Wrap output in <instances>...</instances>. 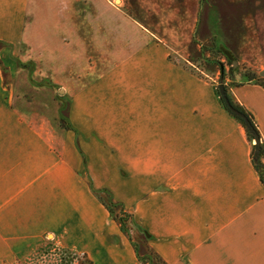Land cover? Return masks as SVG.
Segmentation results:
<instances>
[{
  "label": "crops",
  "instance_id": "0c3cea01",
  "mask_svg": "<svg viewBox=\"0 0 264 264\" xmlns=\"http://www.w3.org/2000/svg\"><path fill=\"white\" fill-rule=\"evenodd\" d=\"M123 1L103 0L115 18ZM210 2L196 33L246 67L227 88L264 144V87L248 81L264 83V0ZM133 24L98 79L84 83L79 66L78 83L50 71L32 83L24 48L90 43L102 0H0V264H24L50 236L93 264H143L102 190L164 264H264V185L243 126L198 50L184 51L192 38L182 49Z\"/></svg>",
  "mask_w": 264,
  "mask_h": 264
},
{
  "label": "rangeland",
  "instance_id": "374dc122",
  "mask_svg": "<svg viewBox=\"0 0 264 264\" xmlns=\"http://www.w3.org/2000/svg\"><path fill=\"white\" fill-rule=\"evenodd\" d=\"M210 1L211 0H124L123 13H116L115 18L112 13L110 14V9L102 0V30L92 27L93 32L91 34L92 39L90 43L85 44V46H79L77 40L72 35L67 34L69 41L68 45L62 47L63 50H58L57 53L51 50L47 53V45L41 47L42 49L35 46L32 48L27 46L24 48L28 55V59L26 57L28 62L25 64H30L26 69V75L22 73L21 76H27V79H31L32 83H39L41 82V77L49 82V78L46 76V73L49 71L50 73L48 74H57L55 77H61V74L64 72L68 75L70 73L72 80L78 83V68L81 66L84 70V75L81 76V79L86 76L83 79L84 83H91L98 79V77L102 75V72L108 69L110 64L112 65L115 63V59L118 56H116L117 50L120 47L119 42L120 40L122 42L125 37V24H127L126 29L130 28L131 30H135V25L133 23L139 21L155 31L158 35L166 37L170 42L178 46L181 41L185 42L192 38L190 47L184 51L188 52L189 49L198 50L193 56L195 58L192 60L195 61V66L201 71L206 69V71L211 72L210 78L213 79L212 82L214 83L216 94L217 91L219 92V87L221 85H224L228 90L227 87L232 83L234 84L235 80L241 79L240 72L244 71L246 67L240 65L238 59L232 53H228L224 48L225 46L219 43V39L216 41L210 39L206 42H201L199 38L201 30L197 35L196 25H198V27L202 25V23H199V4L204 5L206 8H210L212 4ZM214 1L217 0H213V2ZM118 3L119 1H117V4ZM195 18L197 21L196 24L194 23ZM42 40L46 41V36L45 38L43 37ZM197 45L200 48H198ZM180 47L185 49L186 46L183 47L180 45ZM220 47L223 51L221 54L217 51ZM83 53L85 57L81 56ZM233 60L237 62L236 67H234ZM40 73H42V76ZM86 73L90 75L87 76ZM23 78H21V80ZM83 81L81 80V84H83ZM65 112V109H60V114L62 113L65 115ZM251 143L253 147V145H255V140ZM99 195L101 196V193H99ZM102 199L105 204L107 203L109 209L114 210L113 214L109 212L112 219H114V216H117L116 218H123L124 227L121 230L124 232L122 234L126 236V239L123 238V241L126 243L128 240L135 248L138 260L140 261L141 259V263L144 260L146 264H162L152 252L147 250L145 237L134 227V223L130 220V214L125 211L123 212L121 206L117 205L112 200L108 192H102ZM51 239L52 236L48 237V239H46V246L44 245L42 248H39L24 264H65L67 261L65 259L67 253L63 252L61 247L54 248ZM112 241L118 245L122 243L121 239L118 237H113ZM149 257L153 258V260L147 259ZM74 264H78V261L74 260Z\"/></svg>",
  "mask_w": 264,
  "mask_h": 264
},
{
  "label": "trees",
  "instance_id": "16d2710c",
  "mask_svg": "<svg viewBox=\"0 0 264 264\" xmlns=\"http://www.w3.org/2000/svg\"><path fill=\"white\" fill-rule=\"evenodd\" d=\"M218 53H223L222 48L220 47L219 49H217ZM248 81H255L256 84L261 85L262 87H264V83L260 82L256 77H251L248 78ZM227 90V89H226ZM218 97H219V101L220 104L222 105V107L230 114V116L234 117L238 122H240V124L243 126L246 135L248 137V140L250 142H253L255 140V135L258 134L260 136L261 139V135H260V131L257 125V122L254 118V116L248 112L244 107H242L241 105H239L238 103H236L231 95L229 94L228 90H227V94L228 97L232 103V105L237 108L238 110H240L241 112H243L244 114H246V116L248 117V120L250 123H247L245 120H243L242 118L236 116L235 114H233L227 107V105L224 102V99L221 97L220 93L217 91ZM252 161H253V166L255 171L257 172L261 183L264 185V144L261 142L260 145V149L259 151H257V145H253L252 147ZM103 192V191H100ZM103 201V199H102ZM104 205L106 206V208L108 209V211L113 214L114 210L113 209H109L107 207V203ZM121 210L123 211V209L121 208ZM124 212V211H123ZM117 216H114V219L120 224V226H122L123 229V218H116ZM43 250V249H42ZM63 252L67 253V257H65V259L67 260L65 264H74V260L78 261V264H93V262L88 258V256L86 254H80V253H76L74 251L68 250V249H62ZM152 254H154L152 252ZM157 258L158 261L162 262V264H164V262L161 260V258H159L156 254H154ZM152 256V255H150ZM149 260H153V258H147ZM141 261V259H140ZM143 264H146L145 261L143 260L142 262Z\"/></svg>",
  "mask_w": 264,
  "mask_h": 264
},
{
  "label": "water",
  "instance_id": "95a60500",
  "mask_svg": "<svg viewBox=\"0 0 264 264\" xmlns=\"http://www.w3.org/2000/svg\"><path fill=\"white\" fill-rule=\"evenodd\" d=\"M231 59V57H230ZM233 64H234V67L237 66V62L235 60H233ZM219 92H220V95L221 97L224 99V102L225 104L227 105L228 109L233 113L235 114L236 116L242 118L243 120H245L247 123H250L249 120H248V117L246 116V114H244L243 112H241L240 110H238L237 108H235L229 97H228V94H227V90H226V87L224 85H221L219 87ZM255 144L257 145V151H259L260 149V145H261V139H260V136L258 134L255 135Z\"/></svg>",
  "mask_w": 264,
  "mask_h": 264
}]
</instances>
